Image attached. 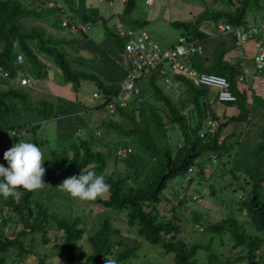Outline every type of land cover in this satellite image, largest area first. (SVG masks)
<instances>
[{
    "label": "trees",
    "instance_id": "16d2710c",
    "mask_svg": "<svg viewBox=\"0 0 264 264\" xmlns=\"http://www.w3.org/2000/svg\"><path fill=\"white\" fill-rule=\"evenodd\" d=\"M33 1L36 3L35 6H30L23 0H0V66L5 72L0 74V113L3 115L0 117H5L4 115H8L13 109L11 101L19 102L28 108L37 105L29 101L27 93L23 89L16 88L13 81L14 77L18 76L20 79L25 74H29L32 79L34 76H44L48 69L39 55L49 58L59 68L63 77L62 81L70 83L75 91L83 80L89 79L95 81L103 97L117 92L119 86L116 89L114 85L106 84L94 73L71 66L66 51L67 47L73 43V36L68 38L65 34L59 37L57 31H55L56 36L51 32L57 25L53 20L56 12L66 16L64 19H59V26L68 31L70 24L97 21L98 9L86 5L87 0H71L72 4L69 5L47 0L52 2V6H48L46 0ZM218 1L213 0L214 3ZM227 1L234 5L233 9H214L206 6L200 18L193 21H176L173 25L183 31L182 33L199 39L203 53L193 55L190 59L197 70L217 73L227 78L230 90L236 96L235 102L232 104L229 102V105L237 107L232 115L226 114L227 111L224 112L223 108H216L217 92L215 90L210 91L208 86H196L182 74H173L172 78L184 84L183 94L177 99L170 98L164 93L159 83L158 71L154 69L149 80L147 79L151 91L146 93L144 89L142 90L143 104L139 106L138 120H136L134 109L120 108L118 113L122 117L121 121H117L113 116L108 118L109 122L104 121L107 125V133L97 129V133L87 131L83 134L80 130L78 135H75V131L79 129L75 126L70 131L73 132L72 135L64 140L66 141L64 145H68L57 151L52 150L51 154L45 158L43 165L46 169L43 179L46 182H62L71 175H79L84 168H93L97 174H103L106 182L111 186L108 196L90 201L88 204H102L106 208L117 211L125 210L128 222L131 225L135 224L139 235L150 243L160 244L165 252L174 254V264H201L198 262L197 252L202 248L208 252L205 264H214L219 259L218 248L213 249L209 246V242L207 245H203L201 241L190 244L179 236L182 231L177 212L186 203V197L183 195L176 202L166 205L173 201L165 194V190L174 176L178 174L185 176L188 168H192L191 178L184 179L190 183L194 172L196 173L195 166L198 167V174L204 173V165L196 163V160L204 153H207L209 157L211 154L215 155L213 159L216 163L215 169L220 170L221 164L226 165V173L228 172L231 178L230 185L235 182L243 191L249 188V194L247 197L245 193L241 194L243 198H238V210L241 214L245 209L246 217L239 219L237 216L228 215L216 223L201 224L199 228L205 232H211L210 243L218 239L220 246L224 241L225 233H228L232 247L237 248L234 253L237 260L252 261L259 252H264V196H262L264 193L261 191L264 182V127L261 132L263 134L261 141L255 144L248 143L250 151L241 155L240 152L244 149V142H242L244 136L240 137L242 131L238 129L237 133L235 124L246 120L253 107L250 106L252 101L249 102V97L244 90L239 91L236 87L239 72L237 61L230 62L231 60L227 59L230 47H235V36L218 34L215 37H209L199 29L200 22L208 19L213 20L214 23L224 21L232 25L246 23L245 17L248 14L256 15L261 12L264 8V0ZM133 4V0H125L123 14H129ZM260 17L264 19V15ZM62 22H66L68 26L63 25ZM135 24L144 25V22L135 21ZM109 36L114 40L116 38L118 47L124 49V42L115 32H109ZM206 42L214 44L211 49L206 47ZM18 54L23 57L22 64H17ZM162 67L168 69L166 64ZM20 71H22L21 74ZM46 101L41 100L42 104ZM41 102L38 105H41ZM93 107L100 108L98 105ZM51 110L52 108L48 109L44 106L41 111L43 113L49 111L45 117H51ZM207 118L215 122L216 129L214 132L201 134L200 132L206 126ZM231 122H235L232 131L223 135V139L218 141L222 130ZM1 123L2 121L0 127H2ZM27 124L30 123L16 121L10 126L11 134L15 135L13 144L23 141L22 136H18L17 132ZM36 126L31 124L32 134L25 142L37 143L33 139L34 129H38ZM174 126L178 127L182 137L179 145L175 144V139L170 136L172 135L170 128ZM5 129L7 130L8 127ZM26 129L28 128L25 127ZM119 136L124 137L121 143L118 140ZM101 138H105L103 143L98 140ZM110 142H117L112 159L110 158L113 153L109 146ZM130 142H136L140 147L137 149ZM118 146L133 147L135 151L144 152L145 156L144 158L138 156L132 150L123 159L116 154ZM236 150L237 153H235ZM116 157L123 159L129 170L105 173L110 166L117 164ZM231 163L232 165L228 166ZM221 171L220 175L223 176L225 171L222 174ZM215 172L211 174V177ZM208 188L210 191H215L211 187ZM20 191L22 196L19 202L11 197L8 199L0 197V262L4 258L1 254L5 253L7 258L14 247L13 253L17 249L21 261L25 254L33 250L32 244L28 248L25 247L24 239L30 236L32 241L36 235L40 236L41 244L44 246H51L60 253L66 252L68 260L72 262L73 242L80 240L85 233V228L79 226V218L78 220H59L57 225L63 231L59 237L63 240L61 244L55 242L50 245L51 239L47 233L52 225V221H49V217L53 218L52 214L35 198V192H26L23 189ZM165 205L169 211L164 209ZM194 211L195 224H199L203 216ZM249 226L253 229H249ZM9 228L11 234L6 233ZM110 230L111 224L105 216L101 225L88 235L87 239L92 252L82 264H105V256L108 257L114 249V242L109 235ZM129 254V250H124L116 255V259L120 262ZM38 262L44 264V259L39 257Z\"/></svg>",
    "mask_w": 264,
    "mask_h": 264
},
{
    "label": "rangeland",
    "instance_id": "374dc122",
    "mask_svg": "<svg viewBox=\"0 0 264 264\" xmlns=\"http://www.w3.org/2000/svg\"><path fill=\"white\" fill-rule=\"evenodd\" d=\"M26 4H29L30 6H35L36 3H34L33 0H23ZM47 1V0H46ZM56 1L58 4L61 5H69L72 4L71 0H52ZM78 1V0H74ZM134 4L132 7V10L129 14H123L122 10L124 8V3L122 0H87L86 5L88 6H95L99 8L102 11H107L109 9H112L114 12L121 14L122 19L116 21L115 17L110 18V21H107L106 23L103 22H91L92 24L88 27V29L85 32H82V34H86L89 37H94L95 39H99L100 37H97L99 35V32L101 33L102 27L104 29L105 34L107 37L109 36V32H114L115 26L114 23L124 25L126 27H135L137 28V31L140 30V28L145 29L149 32V35L152 36L153 39H155L158 43L161 45L166 43H172L174 41L177 42V37L180 33L178 29L173 25V22L176 21H186V20H195L196 18H200L201 13L205 10V7L208 6L210 8L214 9H233L234 5L230 4L227 0H219L217 3H214L213 0H156L152 5H147L145 3V0H133ZM45 2V1H44ZM48 6H52L51 1H47ZM260 15H264V8L261 9V12H259ZM110 16V15H108ZM106 16L105 18H107ZM66 16H64L62 13L56 12L55 17H53L54 22L57 24L55 25L56 28H54L53 35L56 36V32H58V35L62 37L63 35L67 34L68 38H72L74 35H81L80 33H76L74 35H71L68 33L67 29L60 28L59 26V19H64ZM247 23H251L252 21H264L259 16L254 15L253 13L248 14L246 17ZM117 19V18H116ZM135 21L138 22H144V25H136ZM206 20H203L200 22V25ZM207 21H210L214 23L213 20L208 19ZM26 24V22L24 21ZM182 30V29H181ZM101 33L100 35L104 34ZM264 41V35L262 36ZM123 41V40H121ZM175 42V43H176ZM163 43V44H162ZM69 50V48H68ZM69 53L70 52L69 50ZM69 61V60H68ZM70 62V61H69ZM71 64V63H70ZM54 65V64H53ZM55 66V65H54ZM72 66V64H71ZM73 67V66H72ZM81 70V69H79ZM55 68H53V73L55 74ZM171 72V69H167V73L169 74ZM19 73H22L20 71ZM59 73V74H58ZM96 75V74H95ZM45 76H48V72L45 74ZM55 76V75H54ZM98 76V75H97ZM56 77H60L57 81L61 83H65V81H62V74L61 72H57ZM99 77V76H98ZM103 82H105L101 77H99ZM258 78V75H257ZM50 79V78H49ZM93 82H95L93 80ZM160 83H162L160 81ZM142 89L147 90L149 88V83L146 79L144 80H138L137 83ZM137 85V86H138ZM257 88L260 89L264 88V76L259 77L257 83L255 84ZM114 88L117 89V86H114ZM97 91L99 89L97 88ZM116 91V90H115ZM165 91L167 94L172 93L170 91V88L165 87ZM91 94V91L88 93ZM44 98L47 96L45 93L41 92L38 94ZM175 97V95H173ZM49 98V97H47ZM218 106H228L230 103L226 102H218ZM34 106V112L37 114H43L41 113L43 105H33ZM13 109L10 110V113L8 115H4L2 119L4 121H9L11 124H14L16 121L23 122V121H29L30 124L23 125L19 131L17 132L18 136H22L23 141H27L29 137L32 134V129H30L28 132H25V127H30L31 124L33 125L34 121L25 120L22 117H20V109H27L28 107L22 106L20 109H18V106L16 104H13ZM46 107V106H45ZM47 108V107H46ZM107 112V111H106ZM104 110L98 111V110H90L85 114H82L83 121L89 125V131H95L96 129H101L102 132L107 133V125L104 122L106 120V113ZM0 115H2L0 113ZM3 116V115H2ZM116 118L117 121H121L122 117L119 115V113H116L114 115H111L109 117ZM256 117H263L264 111L258 109L255 112ZM36 121H39L41 128L43 129L41 132L35 128L33 133V139L37 141V144L39 147L42 148L44 152L45 158L48 157L52 150H59L68 144L64 145L66 143L65 137L62 135L63 130L60 131L56 125V122L54 120H41V117L38 116ZM139 118L136 117V120ZM107 122H109V119H107ZM124 124V123H123ZM120 124V125H123ZM234 128V127H233ZM232 128V129H233ZM83 134L87 133V129L84 126H80L79 128ZM170 135L172 138L175 139V144L179 145V141L182 138L180 131L177 126L170 128ZM223 132H228L227 129H223ZM222 132V136L224 135ZM10 130L3 129L0 132V164L4 165L7 164L6 160L4 159V152L8 150L10 147H12L13 140H14V134L12 136L9 135ZM45 135V136H44ZM74 138V136L72 137ZM70 140V139H69ZM103 143L105 141V138L98 139ZM118 140L121 143L124 140L123 136H119ZM171 140V139H170ZM32 142V141H31ZM43 142V143H42ZM117 142H110L109 146L111 148L110 158L112 159L114 156V149L116 147ZM131 145L135 146V148L138 149L139 144L136 142H130ZM132 147V146H131ZM135 148H131V150L134 151V154L141 156L144 158V152L141 151H135ZM104 150V149H103ZM106 151V149L104 150ZM123 156V155H121ZM117 158V157H116ZM124 159V158H123ZM123 159L117 158V164L115 166H110L108 170L105 171V173H110L112 171L116 172H124L125 170H129L125 166V162H123ZM196 163L198 165H204V173L198 174V167L195 166L196 173L193 174V179L189 183L184 180V174H178L174 176L168 184L167 189L165 190V194L173 201L166 203V205H170L179 198L183 197V195L186 197L184 203V206L178 210L177 215L180 217L179 225L181 226V234L179 235L182 237L187 243H193L201 241L203 245H207L209 242V246H211L213 249L216 247L218 248L220 243L219 240H217L218 244L216 245V240L210 243V233L211 232H205L203 229L201 230L200 225H207L218 222L222 217H226L228 215L238 216L240 215V211L238 210L239 207V199H242L243 196L241 194H246V197L248 196L249 188L243 189L237 187L236 183L234 182L233 185H230L231 178L229 177V173H226L227 168L225 167L224 175H220V170H216L215 166L216 163L214 161H211L210 157L207 153L202 154L197 160ZM231 164H228V166H231ZM221 164V168H222ZM226 166V165H225ZM216 171V172H215ZM214 173V176L211 177V174ZM61 182H46L45 181V187L42 190L35 191V198H37L46 208L49 213L52 214L53 218L49 217V221H52L51 228L49 229L47 235L51 239V242L49 243L52 245V243H58L61 244L62 237H59L62 234V229H60L57 225V222L61 219H77L79 218V226L85 228V233L83 235V238L73 242V260L70 262L68 260V256L66 252L61 253V256L53 257V255L57 254L55 253L58 251L57 249L51 248V246H44L41 244L40 236L36 235V237L31 241L30 236L26 237L24 239L25 247L28 248L30 244H32V251L30 253H27L24 255V258L20 261V255L16 252H12L7 255L3 253L1 254L4 258L0 264H39V257L41 259H46L45 264H54L60 263V264H76L78 261L82 260L84 261L92 252L91 245L89 240L87 239L89 234H92L96 228H98L102 220L105 216L108 217L109 222L111 224V230H110V238L114 242V249L113 252H111L109 259H115L117 258V254L120 252H123L124 250H129V255L125 259L121 260L120 262L117 261V264H174L175 258L174 254L169 252H165L160 244H153L147 241L143 236L139 235L137 233L135 224L131 225L127 220V215L125 210L117 211L115 209H109L104 207L102 204H88V202L80 201L77 199L71 198L67 193L61 191L57 185ZM173 186V187H172ZM208 187H211L215 190V194H212ZM178 192H177V190ZM262 193H264V182L262 184ZM196 193L199 195V200H195L192 198V194ZM179 193V194H178ZM108 193H106L102 198H107ZM241 196V197H240ZM264 196V194H262ZM245 197V195H244ZM165 205V206H166ZM166 211L167 206L164 207ZM197 211L198 214H201L203 216L202 219L199 220V224H195L196 221H194V215L196 214L195 211ZM195 213V214H194ZM170 216V215H167ZM246 217V214H242L241 218ZM202 225V226H203ZM250 227V226H249ZM249 229H253L250 227ZM7 234H11V229L9 228L6 230ZM124 233V234H123ZM224 241L228 243H232L230 241V237L228 233H225L224 235ZM229 246L231 244H228ZM227 246V249L230 247ZM55 253V254H54ZM200 261H204L208 258V252L204 251V249H199L198 252ZM227 253L225 252V255ZM205 263V262H204Z\"/></svg>",
    "mask_w": 264,
    "mask_h": 264
},
{
    "label": "crops",
    "instance_id": "0c3cea01",
    "mask_svg": "<svg viewBox=\"0 0 264 264\" xmlns=\"http://www.w3.org/2000/svg\"><path fill=\"white\" fill-rule=\"evenodd\" d=\"M124 1L125 0H122L123 3ZM90 7H93V6L90 5ZM97 9H98V16L102 15L106 17L108 15H113V18L115 17L116 21L122 19L121 14L114 12L112 9H109L107 11H102L99 8ZM122 13H123V10H122ZM256 16L260 17V14H256ZM186 21H189V20H186ZM98 22L100 21L98 20ZM252 22H256V21H252ZM113 26H115V30L113 31L116 33L118 38L123 40L122 42H125V38L118 34L117 29L118 28H135V27H126L124 25H120L116 23H114ZM144 26H146V24ZM199 29L205 32L209 37H215L217 34L215 23H212L207 20L204 21L200 25ZM135 30H137V28ZM143 30L149 33L147 30L142 29V28H140L139 31H143ZM178 31L180 30L178 29ZM51 32L53 33V31ZM103 32H104V29L102 27L101 33ZM182 32L183 31H180L179 35L182 34ZM101 33L99 32V35H97V37L101 36V38L99 39L97 38L95 39L94 37H89L85 33L84 34L81 33V35H74L73 36L74 40H73L72 45L67 47V51H66L67 59L72 64L73 68L85 70L90 73H94L98 75L99 77H101L105 81L106 84L120 87V85L126 79L128 71L130 69L129 56L124 52V49L122 50L118 47V42L116 38L114 40L110 37H107L105 32L103 35H100ZM221 35H225V34H221ZM263 35H261L262 41H263V38H262ZM175 42L176 41L172 43H166V44L162 43L163 45H161L158 42L157 43L161 45L162 47H168L172 44H175ZM212 45L214 44L206 42V47L208 49L209 48L211 49ZM68 48L70 52L72 53H69ZM243 48H244L243 49L244 56L241 58L240 57L238 58L235 51L233 50L234 47L233 48L230 47L229 53L227 55L228 57L227 59L231 60L230 62L237 61V64L239 65V68H238L239 72L237 73V78L239 77L240 74H243V79L238 80L236 82V87L238 88L239 91L244 90L245 94H247L249 97V102L252 101L250 106L253 108H252L251 113L246 118V120H244L242 123L235 124V122H231L227 126H225V129H227L228 131L227 133L223 132L222 130L223 134L227 135L228 133L232 131V128L234 127V124H235L237 127V133L239 130L242 131L240 137L244 136L243 141H242L244 142V149L241 150L240 152L241 155L250 151L248 143L255 144V142L261 141V137L263 135L261 134V132L264 127V116L261 118L255 116V112L258 109L264 111V88L260 89L259 87L257 88V86H255L259 77L263 76L262 73L256 70L255 64L253 61L254 54L256 53V50H257L256 39L255 40L249 39L244 44ZM39 58L46 65V68L48 69V76L50 79L45 75L42 77L34 76V79L31 83L20 84L18 81L19 78L17 76V77H14L13 82L16 88L20 90L23 89L25 93H27L29 101L33 103H37L38 105L40 104L41 100L43 99L47 100L43 104L41 102V105L46 106L48 109L52 108L51 117H45L46 115H48L50 110L47 113L37 114L36 112L33 111L34 107L33 108L30 107L29 110H27V109H22L21 104L19 102L11 101V104H14V105L16 104V106H18V109H20L21 107L20 117H22L25 120L34 121L33 124L37 125L36 127H38V130L40 131H42L43 129L41 128L39 121H36L37 118H39L38 116L41 117V120H50V119L54 120L56 122L55 126H57V128L60 131L63 130L62 135L65 137V139H68L72 135L73 132H70V131H72L75 126L78 128H80V126H84L89 131V125L83 121L82 114H85L90 110H98V111L103 110V108L99 104L100 101L97 99H94L92 95L93 92L97 91V85L95 84V82L89 79L83 80L81 84L79 85L78 89L75 91L72 88L70 83H61L60 81L59 82L57 81L58 79H60V77H56V74L57 72H60V70L58 67L53 65V63L51 62L49 58L42 56V55H39ZM182 60L188 66L195 68L191 60H188L187 58L186 59L183 58ZM53 68H55V71H54L55 74L53 73ZM201 72H204V71H201ZM173 74H176V73H172V72L169 73L171 77ZM257 75H258V78H257ZM144 79L145 78H139V80H144ZM138 88H139L140 93L142 94L143 89L139 85H138ZM209 90L214 91V89L210 87H209ZM90 91H91V94H88ZM149 91H151L150 87L147 90H145L146 93H148ZM41 92L45 93V95L49 98L47 97L44 98L38 95ZM218 104L219 103L216 101V104H215L216 108L217 109L223 108V111L224 112L227 111L226 114L228 115H232L233 112L237 110V107H235L234 105H228L224 107V106H218ZM95 105L100 106V108L95 109V107H93ZM109 116L111 115L107 113L106 121L108 118H111ZM1 121H2L1 123L2 127H0V132L6 127H8L7 130H10V133H12L11 132L12 129H10L11 128L10 126L12 125L11 122L4 121L2 117H0V122ZM25 122L30 123L29 121H25ZM26 128L28 129H26L25 132H28L30 127H26ZM78 131H80V129H77V131H75V135H78ZM93 132L97 133L98 130L96 129ZM235 153H237V150L235 151ZM220 171L222 174L223 171H225V166H222V169L220 168ZM212 194H215V191ZM242 214L244 213L242 212L237 217L241 219ZM228 242L223 241L221 246L219 245L218 247V251L220 252L219 259L217 260V262H214V264H264V252H259L257 256L254 258V260L252 261L237 260L234 254L237 251V248L234 249L232 247L233 244L228 243ZM228 244H231V245L229 246ZM227 246H229L230 248L227 249ZM225 252L227 253L226 255H225ZM55 253L53 257L61 256L60 252L56 251ZM110 255H108V257H110ZM199 255L200 254L198 253V262L201 264H205L207 259L204 261H200ZM44 261L46 262V259H44ZM83 262L84 261L80 260L76 264H82ZM54 264H60V263L55 262Z\"/></svg>",
    "mask_w": 264,
    "mask_h": 264
},
{
    "label": "built area",
    "instance_id": "2783aa9c",
    "mask_svg": "<svg viewBox=\"0 0 264 264\" xmlns=\"http://www.w3.org/2000/svg\"><path fill=\"white\" fill-rule=\"evenodd\" d=\"M156 0H145L147 5H151ZM63 25H67L66 22H62ZM68 26V25H67ZM89 23H73L68 26L70 33L85 32ZM217 34H232L235 36L234 51L238 58L244 56V44L249 39H256L257 50L254 54L253 61L255 68L258 72L264 75V42L261 39V35L264 34V21L243 23L239 25H232L228 22L218 21L215 24ZM118 34L125 38L124 52L129 56L130 69L124 82L120 85V88L114 94H108L102 97L97 92L93 93L94 98L100 97V102L103 108L110 114L114 115L119 112L120 108H132L131 103L133 101L140 102L142 99L139 95V88L136 84L137 80L142 77H148L155 67L158 68V72L163 74L165 68L162 65L169 66L173 73H179L187 76L196 86H208L212 87L217 92V100L219 102H233L236 97L232 94L229 87V82L224 75L217 73L198 72L195 68L188 66L182 60L188 58L194 54H200L202 48L199 45L198 39L194 38L190 34L180 35L177 43L171 47L160 46L146 31H135L133 29H117ZM17 64L23 63V57L21 54L16 56ZM161 66V67H160ZM2 67L0 66V74H4ZM238 80L243 79V74H240ZM18 81L20 84H29L33 81L29 74H25ZM166 81H170L166 79ZM102 97V98H101ZM209 130H214L216 127L215 122L212 119H208L206 122ZM203 131L201 132V134ZM221 137L219 138V140ZM130 148L119 146L117 149V155H125L130 152ZM211 157L214 159L215 155ZM192 168H188L184 179L189 180L191 178ZM198 197V195H194ZM241 197V196H240ZM1 224V219H0Z\"/></svg>",
    "mask_w": 264,
    "mask_h": 264
},
{
    "label": "clouds",
    "instance_id": "9594fccd",
    "mask_svg": "<svg viewBox=\"0 0 264 264\" xmlns=\"http://www.w3.org/2000/svg\"><path fill=\"white\" fill-rule=\"evenodd\" d=\"M122 29L135 30L136 28H122ZM183 34L184 33L180 35H183ZM197 43H199V39ZM199 45L201 46L200 43ZM168 47H171V46H168ZM201 53H203V48H202ZM192 56L193 55H191L187 59L190 60ZM154 69L158 70L157 67H155ZM198 72H201V71H198ZM151 74L148 77H142V78L149 80V77L151 76ZM158 74L160 77L159 83L160 81L162 82L160 84L162 85L163 91L167 96H169L170 98L177 99L183 94V91L185 89L184 84H182L181 81L174 80L167 73V69H165V72L163 74H160L159 72ZM176 74H179V73H176ZM166 79H169L170 81H166ZM165 87L170 88V91L172 93L167 94V92L165 91ZM97 93L102 96V93L100 90ZM139 95L142 100L140 102L132 100V103H131V106L134 109V114L137 118H139V115H138L139 106L143 104V96L140 93V91H139ZM173 95H175V97H173ZM94 99H97L100 101V97L94 98ZM216 101L219 102L217 100V96H216ZM226 103H229V102H226ZM99 104L101 105V107L103 106L101 102ZM103 110L105 109L103 108ZM208 119L209 118H207V120ZM215 129L216 127L214 128V130L211 131L209 130V128H207V126H204L202 131L203 133H210V132H214ZM9 135L12 136L11 133H9ZM220 137H221L220 140H222L223 139L222 134L219 136V138ZM220 140L218 139V141ZM118 147L116 148V154H117ZM121 147L128 148L127 146H121ZM130 152H127L124 156H118V155L117 156L124 158ZM211 155H210V159L211 161H213V158L211 157ZM4 159L7 162V167L0 164V197H3L4 199H8L11 197L16 202H19L22 196V192L20 191V189H23L26 192H35L38 190H42L45 187V181L43 179L45 171H46L45 167L43 166L44 161H45V156H44V152L42 148L39 147L37 144L32 143V142H25V141L17 142L12 147H10L8 150L4 152ZM57 187L61 191L67 193L73 199H77V200L84 201V202H90V201H95L99 198H102L106 193L110 191L111 186L110 184L106 182L105 176L103 174H97V172L93 168H84V169H81L79 175H71L63 179L62 182L57 185ZM195 194L196 193H193L192 198L199 200L200 199L199 195L196 194L198 195V197H194ZM243 213H245V209H243ZM105 264H117V261L115 259H109L108 257L105 256Z\"/></svg>",
    "mask_w": 264,
    "mask_h": 264
},
{
    "label": "water",
    "instance_id": "95a60500",
    "mask_svg": "<svg viewBox=\"0 0 264 264\" xmlns=\"http://www.w3.org/2000/svg\"><path fill=\"white\" fill-rule=\"evenodd\" d=\"M113 17V15H110V16H108L107 18H105L104 16H98V20L100 21V22H103V23H106L107 21H109L110 20V18H112Z\"/></svg>",
    "mask_w": 264,
    "mask_h": 264
}]
</instances>
